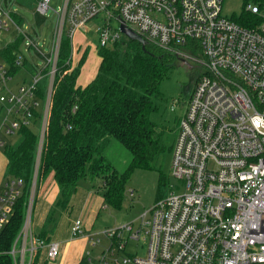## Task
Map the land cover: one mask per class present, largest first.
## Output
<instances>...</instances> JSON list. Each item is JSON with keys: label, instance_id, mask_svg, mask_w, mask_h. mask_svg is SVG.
Listing matches in <instances>:
<instances>
[{"label": "built area", "instance_id": "built-area-1", "mask_svg": "<svg viewBox=\"0 0 264 264\" xmlns=\"http://www.w3.org/2000/svg\"><path fill=\"white\" fill-rule=\"evenodd\" d=\"M223 1L63 0L54 10L57 21L49 52L31 64L27 78L22 75L14 83L0 57V149L6 136L22 125L34 127L35 110L40 112L27 205L9 250L14 264H35L44 249L47 264L60 251L58 241L38 237L31 213L40 188L38 170L57 83L60 41L66 34L72 43L77 29L88 28V23L98 33L97 47H114L127 37L120 29L124 24L165 50L192 49V60L202 69L177 120L169 165V177L176 183H168L167 191L134 219L101 231L110 254L114 245L121 253L113 264H264V6L248 4L259 22L241 26L224 15ZM34 5L40 15L51 8L49 0H35ZM11 12L0 3V42L10 40H5L6 32L24 36L14 58L21 70L29 56L39 55L38 41L25 33L27 26ZM74 55L73 49L72 66ZM42 79L40 98L36 90ZM22 185L19 177L0 179V229ZM69 231L70 239L89 236L91 245L99 242L87 233L81 218L72 221ZM139 239L147 244L144 256L125 251L128 241ZM89 253L79 260L88 264ZM106 253L102 251V259Z\"/></svg>", "mask_w": 264, "mask_h": 264}, {"label": "trees", "instance_id": "trees-1", "mask_svg": "<svg viewBox=\"0 0 264 264\" xmlns=\"http://www.w3.org/2000/svg\"><path fill=\"white\" fill-rule=\"evenodd\" d=\"M248 4L263 7L264 0H242L238 14L230 16L241 26L259 22V17L246 8ZM10 15L17 22H23L21 15L13 12ZM23 40L20 33L14 34L0 48V57L7 64L10 76L19 72L21 67L15 65L14 58ZM96 49L100 60L95 77L81 86L76 84V78L83 57L72 67V43L66 34H63L58 48V71L54 75L57 83L52 92L38 182L53 179L58 187L54 201L63 209L68 207L78 181L86 176L93 179L98 174H101L104 187L103 202L119 209L132 172L138 168L150 169L154 155L158 156L164 150L159 143L157 124L150 115L158 109L154 99L161 94L159 85L173 66L177 57L175 52L150 42L143 48L140 42L130 39L121 55L116 45ZM43 84L44 80H41L36 90L40 98H43ZM39 116L40 112L35 110L34 127L22 125L16 133L17 140L6 142L2 148L7 158L4 178L23 179V188L8 221L0 229V264H14L9 250L23 222L27 205ZM110 138L118 140L131 153L128 165L121 173L112 168L103 154ZM164 179L167 181L159 172L158 181L165 183ZM161 195L159 193L156 200ZM45 216L37 232L38 237L48 241L52 211ZM78 264H87V261L82 258Z\"/></svg>", "mask_w": 264, "mask_h": 264}, {"label": "rangeland", "instance_id": "rangeland-1", "mask_svg": "<svg viewBox=\"0 0 264 264\" xmlns=\"http://www.w3.org/2000/svg\"><path fill=\"white\" fill-rule=\"evenodd\" d=\"M62 1L49 0L51 8L44 15H40L34 5L35 0H23V2L21 0H0V3L10 11L21 15L23 27L25 25L27 26L24 29L25 33L31 37L35 36L38 41L37 47L39 55L32 54L28 57L26 67L11 77L13 82L17 81L23 74L27 78L28 73L32 72L31 64L41 62V54H47L49 52V43L53 37L57 21L54 10H58L62 6ZM241 6L242 0H224L222 5L223 13L228 17L232 14L237 15ZM90 25L92 26L91 23H88V28L82 25L77 29L72 38L75 62L83 57V61L80 63V73L76 78L78 84L86 83L94 78L95 75L93 73H96V68L98 67V52L96 49L98 48V33ZM12 35L13 32L10 31L4 33L3 36L7 41L11 39ZM126 42L127 37L124 35L116 44L120 55L124 51ZM3 43L0 42V48H2ZM175 54L177 57L173 61L170 72L159 85L161 94L154 99L158 109L150 115L151 120L157 124L159 143L164 146V150L159 152L160 154L158 156L154 155L155 158L153 157L151 160L150 169L138 168L132 172L126 183L121 207L119 209L112 208L103 202L102 192L104 187L101 174H98L93 179L89 176L80 179L77 183L76 191L69 198V204L66 209H63L60 204L54 203L53 205L52 212L54 218L48 226L50 238L60 239L69 237V228L75 218L82 219L85 230L92 235V238H99V242L94 244V246L90 244L89 236L74 238L76 241L72 243L73 252L77 250L80 253V257H85L86 251H90V262L88 264H113L116 257L120 258L121 253L119 251L116 252V245L113 246L115 250L114 254H110L108 239L101 231L106 228H114L134 219L144 209L151 206L159 193L163 194L167 191L168 183H176L175 179L169 177V165L172 156V145L176 139L177 120L185 111L186 101L202 69L198 63L192 60V49L181 47ZM114 56L117 58L115 54ZM195 56L198 57V54L196 53ZM17 138V134H12L6 140L7 142L14 143ZM103 154L112 168L116 169L118 173L125 170L131 158V153L114 138H110ZM5 162L6 157H4L0 149V170L2 173H4L3 166ZM159 172L166 177L168 182L165 179V183L158 181ZM42 182H40L39 188L41 192H38V196L34 199V206L31 213V225L35 230H38L41 226L47 208L50 207L49 204L46 207L45 201L47 198H50L49 195L46 197L42 196L44 187H42ZM129 190H132L131 195ZM136 226L137 222L134 223L135 228ZM146 247V242H143L141 239L130 240L127 242L125 251L137 250L138 255L144 256ZM103 250L107 253L105 254V258L102 259ZM42 256H45L44 252ZM46 262L47 264H67V261L61 259V255L57 256L55 262L48 260ZM35 264H37L36 261ZM40 264L44 263L40 262Z\"/></svg>", "mask_w": 264, "mask_h": 264}, {"label": "crops", "instance_id": "crops-1", "mask_svg": "<svg viewBox=\"0 0 264 264\" xmlns=\"http://www.w3.org/2000/svg\"><path fill=\"white\" fill-rule=\"evenodd\" d=\"M41 23V22H40ZM99 60H100V57L98 56V60H97V64L99 63ZM99 65V64H98ZM98 68V67H97ZM96 68V69H97ZM97 71V70H96ZM24 75V74H23ZM93 75H95V73H93ZM22 76V75H21ZM20 76V77H21ZM20 77H19V79H20ZM92 78V77H91ZM19 79L17 80V81H14V83H16V82H19ZM92 80V79H91ZM90 80V81H91ZM90 81H87L86 83H83V84H78L77 83V81H76V84L77 85H81V86H83V85H85V84H87L88 82H90ZM6 137H8V136H6ZM6 163H7V158H6V162H5V164H4V166H3V170H4V168H5V165H6ZM4 177V173H2L1 172V170H0V179L1 178H3ZM42 184V187H43V193H42V196H44V197H46V196H48L49 195V197L50 198H47L45 201H46V207H48L49 205H50V207H48L47 208V212H46V214L51 210V211H53L52 210V208H53V205H54V203H55V196L57 195V191H58V187L56 186V184H55V182L53 181V179H47V180H43V182L41 183ZM39 192H41L40 190H39ZM39 194H41V193H39ZM49 204V205H48ZM45 214V215H46ZM52 216H53V212H52ZM46 217V216H45ZM44 217V218H45ZM53 218H54V216L52 217V221H53ZM42 220H44V219H42ZM51 221V222H52ZM43 222V221H42ZM50 225V224H49ZM48 225V226H49ZM85 226L87 227V225H86V223H85ZM49 240H56V241H58L59 242V246H60V251H59V256L61 255V259L62 260H65V261H67V264H78L79 263V258H80V253L77 251V250H74V252H73V247H72V243L74 242V241H76L75 239H70L68 236L67 237H65V238H60V239H52V238H50ZM75 243V242H74ZM45 253V249L44 250H42L41 252H40V254H39V256L37 257V259H36V263L37 264H40V262L41 263H44L43 261H44V257L42 256V253ZM57 255V256H58ZM57 256L55 257V259L57 258ZM55 259L52 261V262H55Z\"/></svg>", "mask_w": 264, "mask_h": 264}, {"label": "water", "instance_id": "water-1", "mask_svg": "<svg viewBox=\"0 0 264 264\" xmlns=\"http://www.w3.org/2000/svg\"><path fill=\"white\" fill-rule=\"evenodd\" d=\"M120 29L123 33H125L127 35V37L130 40H135L141 43V47L144 48V45L147 43V41L139 34L133 32L130 28H128L127 26H125L124 24L120 25Z\"/></svg>", "mask_w": 264, "mask_h": 264}, {"label": "flooded vegetation", "instance_id": "flooded-vegetation-1", "mask_svg": "<svg viewBox=\"0 0 264 264\" xmlns=\"http://www.w3.org/2000/svg\"><path fill=\"white\" fill-rule=\"evenodd\" d=\"M196 81V80H195Z\"/></svg>", "mask_w": 264, "mask_h": 264}]
</instances>
